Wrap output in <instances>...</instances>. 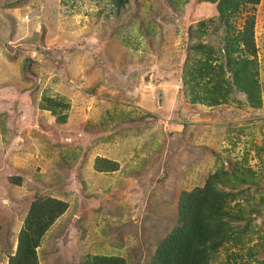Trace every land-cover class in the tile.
<instances>
[{
    "label": "rangeland",
    "instance_id": "1",
    "mask_svg": "<svg viewBox=\"0 0 264 264\" xmlns=\"http://www.w3.org/2000/svg\"><path fill=\"white\" fill-rule=\"evenodd\" d=\"M224 9L220 19L213 0H0V264L45 197L67 206L39 264H151L180 226L183 193L221 170L217 186L244 208L239 242L209 264H264V0ZM247 14L254 57L239 42Z\"/></svg>",
    "mask_w": 264,
    "mask_h": 264
},
{
    "label": "trees",
    "instance_id": "2",
    "mask_svg": "<svg viewBox=\"0 0 264 264\" xmlns=\"http://www.w3.org/2000/svg\"><path fill=\"white\" fill-rule=\"evenodd\" d=\"M124 5L127 0H115ZM219 2L220 19L225 16L226 5L231 0H213ZM259 0H241L242 5L258 3ZM254 16L247 14L239 35L241 50L252 57L256 54L253 39ZM229 49L230 46L228 45ZM225 50L230 54V50ZM252 60V59H251ZM245 59V63L252 61ZM248 74V71H245ZM58 103L52 97L46 98ZM52 108V107H51ZM220 171V170H219ZM223 171L210 174L202 186L183 193L180 204V226L175 227L160 242L155 250L151 264H209L218 248L226 242H239L238 225L235 215L242 214V203L228 202L230 193L217 185L223 182ZM65 201L54 197H45L33 201L21 228L17 247L9 255L8 264H39L37 248L40 246L49 226L66 209ZM86 264H127L125 259L115 255L92 254Z\"/></svg>",
    "mask_w": 264,
    "mask_h": 264
}]
</instances>
